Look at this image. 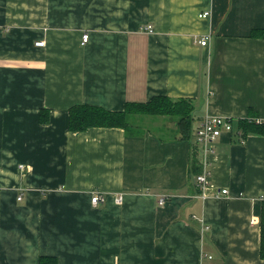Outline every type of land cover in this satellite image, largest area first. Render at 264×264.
<instances>
[{"label": "crops", "instance_id": "obj_1", "mask_svg": "<svg viewBox=\"0 0 264 264\" xmlns=\"http://www.w3.org/2000/svg\"><path fill=\"white\" fill-rule=\"evenodd\" d=\"M262 29L264 0H0V264H264ZM154 96L190 102L186 137L69 129L72 107ZM207 116L232 125L210 152ZM204 170L226 194L199 195Z\"/></svg>", "mask_w": 264, "mask_h": 264}, {"label": "trees", "instance_id": "obj_2", "mask_svg": "<svg viewBox=\"0 0 264 264\" xmlns=\"http://www.w3.org/2000/svg\"><path fill=\"white\" fill-rule=\"evenodd\" d=\"M251 36L264 38V29L253 30ZM191 113L192 105L186 99L171 100L164 96H154L145 103H127L121 112L108 111L94 106H75L69 109L68 123L71 131H85L89 128H122L128 130L131 116H169L175 119L177 128L186 137L191 130ZM47 121L48 114L42 111L40 122L46 123ZM246 127L252 131L261 132L259 127L255 125L247 124ZM259 255L261 259H264V207H262L260 216ZM39 264H56V262L52 258H40Z\"/></svg>", "mask_w": 264, "mask_h": 264}, {"label": "built area", "instance_id": "obj_3", "mask_svg": "<svg viewBox=\"0 0 264 264\" xmlns=\"http://www.w3.org/2000/svg\"><path fill=\"white\" fill-rule=\"evenodd\" d=\"M208 16L207 12L198 15L200 18H206ZM148 33H152L153 29L151 25H146L142 28ZM88 35H82V42H86ZM206 40H201L200 45L204 46ZM43 42L36 43L37 46H43ZM232 130V125L229 120L222 117L207 116L205 117L197 126L195 131V139L198 144L201 145L204 152H210L212 150V142L220 136L222 132H230ZM20 169L23 168L22 165L19 166ZM197 187L199 188V195L202 198H206L209 194L211 195H223L227 193L226 189H217L213 183L208 179V173L204 170L201 174L196 177ZM20 200V197H18ZM259 200L264 202V195L259 197ZM105 202V197L102 193L94 191L91 194V204L93 206L102 205ZM115 202L120 204L121 196H117ZM164 199H160L158 204L162 205ZM256 219H252L250 223H255Z\"/></svg>", "mask_w": 264, "mask_h": 264}, {"label": "rangeland", "instance_id": "obj_4", "mask_svg": "<svg viewBox=\"0 0 264 264\" xmlns=\"http://www.w3.org/2000/svg\"><path fill=\"white\" fill-rule=\"evenodd\" d=\"M163 117H165V118H163ZM155 118H157L158 123L157 122H154V121H156ZM143 121H141V124H136V125H140L138 130L150 129V127L152 125H154V124H157V125L158 124L169 125L170 123L172 124L173 122H175V119L172 118V117H169V116H148L147 122L145 120V122H146L145 124L143 123ZM151 121H153V122H151ZM169 121H170V123H169Z\"/></svg>", "mask_w": 264, "mask_h": 264}]
</instances>
